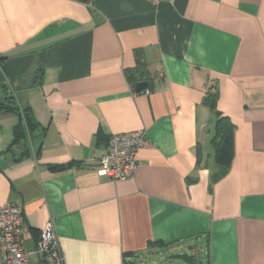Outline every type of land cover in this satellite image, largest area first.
<instances>
[{"label": "crops", "instance_id": "obj_1", "mask_svg": "<svg viewBox=\"0 0 264 264\" xmlns=\"http://www.w3.org/2000/svg\"><path fill=\"white\" fill-rule=\"evenodd\" d=\"M9 95L35 125L17 142ZM216 112L233 156L212 183ZM140 128L133 176L99 175L108 136ZM6 202L26 250L53 222L64 264H264V0H0Z\"/></svg>", "mask_w": 264, "mask_h": 264}, {"label": "built area", "instance_id": "obj_2", "mask_svg": "<svg viewBox=\"0 0 264 264\" xmlns=\"http://www.w3.org/2000/svg\"><path fill=\"white\" fill-rule=\"evenodd\" d=\"M145 1L158 5L163 1L174 0ZM149 145L145 128L109 135L105 152L98 158L97 173L114 181L132 177L137 166L138 149ZM23 221L21 205L11 202L0 203V264H64L53 232V222L48 221L45 224L34 248L26 250L22 246ZM31 256L38 259L36 263L30 261Z\"/></svg>", "mask_w": 264, "mask_h": 264}, {"label": "trees", "instance_id": "obj_3", "mask_svg": "<svg viewBox=\"0 0 264 264\" xmlns=\"http://www.w3.org/2000/svg\"><path fill=\"white\" fill-rule=\"evenodd\" d=\"M6 95L8 94L6 93ZM215 97V92H211L210 90L206 93L204 98V102L212 109L215 108ZM13 99L12 95L6 96V100H8L11 105H3V107L18 114L20 118L19 123L14 126L13 142H17L24 134H26L25 132H30L34 122L32 115L28 112V110H19L17 107L12 105ZM216 114L215 132L212 136L211 144L214 149L217 169L212 175V183L216 182L228 172L233 156V124L230 122L228 117L222 116L219 112H216ZM26 127L27 130L25 129Z\"/></svg>", "mask_w": 264, "mask_h": 264}, {"label": "rangeland", "instance_id": "obj_4", "mask_svg": "<svg viewBox=\"0 0 264 264\" xmlns=\"http://www.w3.org/2000/svg\"><path fill=\"white\" fill-rule=\"evenodd\" d=\"M182 249V248H181ZM170 249V250H160L150 254H140L138 259H134L132 264H188L187 260L181 257H174V254H181L182 252H187V250ZM181 252V253H180ZM187 254V253H186ZM190 255V254H188ZM199 264V259L194 258Z\"/></svg>", "mask_w": 264, "mask_h": 264}, {"label": "water", "instance_id": "obj_5", "mask_svg": "<svg viewBox=\"0 0 264 264\" xmlns=\"http://www.w3.org/2000/svg\"><path fill=\"white\" fill-rule=\"evenodd\" d=\"M146 86H147V83H146L145 81H140V82H138V83L136 84L135 89H136L137 91H140V90H142V89H145Z\"/></svg>", "mask_w": 264, "mask_h": 264}]
</instances>
